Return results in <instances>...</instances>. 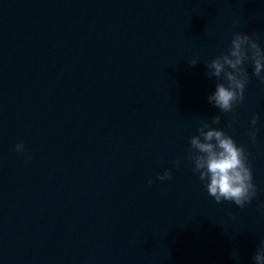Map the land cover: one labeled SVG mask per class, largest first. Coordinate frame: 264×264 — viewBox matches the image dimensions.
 Masks as SVG:
<instances>
[{"label":"clouds","instance_id":"obj_1","mask_svg":"<svg viewBox=\"0 0 264 264\" xmlns=\"http://www.w3.org/2000/svg\"><path fill=\"white\" fill-rule=\"evenodd\" d=\"M187 62L190 66H195L199 58L192 57ZM248 62L252 64V75L264 83V47L253 38V34L236 31L232 33L228 47L206 63V75L217 79L215 91L208 96V102L222 113H234L244 103L245 89L251 79L245 67ZM258 120L259 116L253 115L250 122L252 127L248 136L253 143L256 142L255 126ZM220 123L219 115L211 118V124L201 122L197 129L199 134L190 138L188 159L192 161V171L198 173L207 193L216 203L229 201L243 209L257 196L249 154L232 136L211 126ZM227 126L232 128L233 123L229 122ZM15 151L24 155L27 161L32 159L23 143L16 144ZM174 163L179 166V161ZM172 178L170 169H165L157 176L161 182ZM152 183L149 179L148 184ZM252 264H264V239L260 240L259 247L252 256Z\"/></svg>","mask_w":264,"mask_h":264}]
</instances>
